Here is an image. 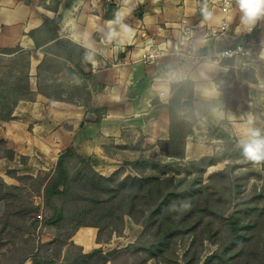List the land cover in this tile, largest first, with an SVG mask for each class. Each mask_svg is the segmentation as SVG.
I'll return each mask as SVG.
<instances>
[{"label": "crops", "instance_id": "0c3cea01", "mask_svg": "<svg viewBox=\"0 0 264 264\" xmlns=\"http://www.w3.org/2000/svg\"><path fill=\"white\" fill-rule=\"evenodd\" d=\"M212 1L218 4H212ZM227 5L224 6L223 0H129L127 4L124 0H0V23L5 26L0 34V46H21L30 52L34 91H37V68L44 59V52L42 48L38 49L29 34L42 26L43 15L50 18L61 16V37L83 47L87 54L93 56V72L88 80L92 93L90 102L77 105L37 93L35 101H19L13 117L30 119L35 126L55 125L57 130L48 134L49 138L60 140L64 137L65 150L74 147L80 155L92 160L93 166L96 161L103 164V171L113 173L117 168L111 170V163L117 162L119 154H110L107 145H114L118 151L123 148L121 145H126L127 149L128 142L122 138L124 129L128 133L145 136L142 146L144 157H149L147 153L151 151L160 152L157 143L170 137L168 105L173 97L172 86L188 80L193 85L191 108L195 111L198 124L220 128L239 139L236 126L243 123L249 114L256 116L255 110H258L257 128L260 126L258 121L264 119V67L263 70H256L253 79L245 78V68L237 56L221 64L211 63L216 69L210 72L204 66L208 62L199 64L173 47L178 42L180 23L187 20L195 27L192 43L200 52L204 48L208 49V53L212 52L216 41L211 33L220 32L223 33L221 36H229L233 43L245 39L264 63V18L258 19L252 26H245L241 23L242 14L236 0H227ZM121 10L125 11L123 19L110 24ZM21 13L25 17L18 21L23 23H10L9 19L17 21ZM108 13L110 17H107ZM206 13H210V17ZM257 26L260 29L257 38L246 39ZM18 28H21L20 37L14 42H7L6 34ZM110 32L117 35L110 38ZM143 33L158 42L170 40L169 54L155 62L139 59L147 44ZM44 100L51 104L41 105L39 117L30 107L44 104ZM23 103L29 108L23 107L27 113L21 114L19 107ZM104 107L108 108L106 113L102 111ZM194 132H197L196 127ZM214 141H217L216 137L211 140ZM131 149L129 145L128 150ZM40 151L47 156V150L41 148ZM208 156L210 154L200 157ZM81 230L83 233L79 242L76 237ZM97 234L96 228L82 227L72 240L88 253L95 249Z\"/></svg>", "mask_w": 264, "mask_h": 264}, {"label": "trees", "instance_id": "16d2710c", "mask_svg": "<svg viewBox=\"0 0 264 264\" xmlns=\"http://www.w3.org/2000/svg\"><path fill=\"white\" fill-rule=\"evenodd\" d=\"M107 17H110L109 13ZM59 19L61 16L50 18L43 15L42 26L29 34L38 49L42 48L44 52V59L37 68V91L33 90L31 83L30 52L21 46L0 48V56L18 57L10 64L0 67V119L5 121L12 119L19 101H35L37 93L52 100L66 101L62 94L52 91L50 87L48 90L44 86L43 71L47 70L48 61V51L45 48L48 46L71 50L68 54L61 52L59 55L70 61L87 82L85 86L88 89V102H90L92 93L89 90L88 80L92 75L93 65L90 60L85 59L88 54L83 47L61 37ZM42 31L49 33V38L44 43H40L34 34ZM259 31L257 26L251 34L246 36V39H256ZM207 50L204 48L201 52L208 54ZM82 64L88 67L89 72L83 69ZM176 86H172L173 90ZM187 105L193 106V96H190ZM168 107L170 138L162 141V144H169V148L163 145L160 147L170 158L185 159L186 139L192 133L193 126L188 120L180 117L179 110L182 104L174 97L170 100ZM107 109L104 107L103 113H106ZM94 111L99 113L98 110ZM176 119L178 120L175 123ZM176 130L186 131L182 143L177 141L179 136ZM10 153L12 150L7 147L5 141H0V155L7 156ZM224 159L206 157L196 161L195 165L199 166L200 175L195 181L198 187L192 185L191 188L182 190L176 176L147 175L143 172L140 176L121 177L118 171L111 176H104L96 171L92 160L80 155L74 147H70L59 155L54 173L41 183L44 209L52 212L50 216L45 215L42 219L39 216L40 205L21 195L23 192L21 188L9 186L0 178V202L7 201L11 207L15 208L17 201L15 197H19L20 192V196L30 202L31 209L35 213L30 219L31 230L27 232H22L24 226L21 222L18 223L20 219L18 215L25 214L22 210L8 215L16 217L17 223L12 224L9 218L3 221L5 227H9L7 233L14 243L15 240L23 239L22 242L30 244L25 252L17 251L21 254L20 258L12 255V260L17 261L16 264H25L28 259H31L34 264H107L110 259L102 249L85 253L72 238L82 227L97 228L101 233L102 230L114 226L129 215L137 223L145 222L149 230L153 231L155 240L151 245L152 253L159 250L161 254L167 255L171 245L175 243L174 239L191 237L192 245L204 239L214 241L218 246V249L208 256L203 264H209L214 260H218L219 264H234L235 259H246V264H251L254 260L257 264H264V252L250 253L245 250V247L253 244L255 240V234H250L251 231L258 229L259 232L264 224V212L259 208L263 194L254 190L247 196L249 198L244 197V191L239 186L235 187L236 180L243 176H236L227 169L217 172L206 184L201 179L209 167L217 165ZM151 164H153L151 160H140L132 163V167L138 170L142 165ZM219 179L223 181L219 182ZM174 201H187L191 204V208L183 213H170L168 207ZM231 209L234 211L227 217ZM244 219H248V224H244ZM40 224L60 230L72 225L67 237L63 238L59 234L55 237L56 241L50 245L54 249L55 258L38 254L39 248L44 247L35 236ZM76 248H80V251L75 252ZM230 249L234 250L233 254H228ZM63 250H66L67 255L61 260L60 254ZM154 253V256L157 255L156 252ZM200 262L201 257L197 252L187 260V264Z\"/></svg>", "mask_w": 264, "mask_h": 264}, {"label": "rangeland", "instance_id": "374dc122", "mask_svg": "<svg viewBox=\"0 0 264 264\" xmlns=\"http://www.w3.org/2000/svg\"><path fill=\"white\" fill-rule=\"evenodd\" d=\"M19 1L24 2L27 0ZM40 1L42 2L43 0ZM29 5H31L30 2ZM229 7L232 6L229 4ZM23 14L24 13L18 15L17 21L13 18L9 19L10 23H23V21H18V19L25 17ZM8 24L7 26H9ZM4 29V24L0 23V34L3 33ZM20 30L21 28H18L15 32L7 33L6 37L8 38H5V40L7 42L16 41L21 35ZM34 34L40 43L46 42L49 38V33L47 31L36 32ZM238 45L244 47V54H238L239 63L245 68L244 75H242L245 78L253 79V74L256 73L257 69L263 70L264 63L254 54V50L247 45L245 39L240 40L239 43L235 42L233 45H230V47ZM0 48L6 47L0 46ZM45 50L48 51V61L46 64L47 70L43 71L45 77L44 86H46L48 90H50V87L52 91L55 90L60 95L62 94L66 101H71L77 105L87 103L89 98L88 89L85 86L87 82L82 78V75L77 72L76 67L70 61L59 55L61 52L68 54L71 50L57 48L55 46H48ZM66 50L68 51L66 52ZM235 58L236 57L227 59ZM14 59H18V57L0 56V67L10 64ZM200 63L201 62H199V64ZM244 63L250 64L245 65ZM204 66L210 72L216 69L211 62H208V64L206 63ZM34 84L35 82H33V86ZM176 85L172 94L173 97L182 104L179 110L180 117L188 120L193 126L192 133L186 139L185 159L170 158L160 147V145H163L169 148V144L164 145L162 141L157 143L160 152L151 151L147 153L149 157H144L142 146L145 136L139 133H128L127 129H124L122 138H125L128 142L127 149H125L126 145H121L123 148L119 151L115 149L114 145H107V151L110 154L114 153L116 155V152L119 154V157L116 158L117 162L111 163L113 167L110 169L113 170L117 168L116 171H118L121 177L140 176V173L143 172H146L147 175L176 176L178 183L182 186V190H186L191 188L192 185L198 187V183H195V181L200 176L199 166H196L195 162L206 158L200 156L210 154V158H225L217 165L209 167L207 172L202 175V181L205 184L208 183L213 175L224 169L229 170L236 176L241 175L243 177L236 180L235 187L239 186L241 190L244 191V197L249 196L254 190L258 193H262L263 199L259 202V208L264 212V163H253L244 157L238 143L239 139L236 136H231L220 130V128H210L204 124H198L194 109L187 105L190 96L194 95L193 85L188 80L177 82ZM43 102L44 104L32 105L30 107L33 113L39 117L41 116V105L45 106L51 104L46 100ZM23 107L26 108L28 105L26 103L20 104L19 112L21 114L27 113V110ZM51 109L54 110L55 108ZM55 113H57L56 110ZM255 113L256 116L260 118L258 110H255ZM36 119L39 120L38 118ZM177 120L178 119L175 120V123ZM258 125H260L258 128L264 131V119L263 121H258ZM195 127L197 128V132H194ZM56 130L57 127L55 125L48 126L43 124L35 126L30 119H23L19 116L13 117L8 121L0 119V141H5L7 147L12 150V153L7 156L0 155V178L9 186H18L21 188L23 191L21 195H25L30 201L38 206L40 205L41 210L39 216L41 219L45 215L50 216L52 214V212L45 211L44 209L41 183L54 173L58 161L56 157L58 154L60 155V151H65L64 148L66 146V139L64 137L60 140H52L48 137V134ZM185 132L176 130V134L179 136L177 141L183 142L182 140ZM214 137L217 138V141L211 142ZM129 145L132 146L131 150H128ZM147 145H149V143H147ZM1 147L3 148V146ZM41 148L47 150V156L40 151ZM168 151L172 152L170 150ZM140 160H151L153 164L142 165L138 170H135L132 167V163ZM102 165L103 164H99L96 161L94 162L95 169L100 174L111 176L114 173L103 171L101 169ZM219 180V182L223 181L222 179ZM15 200H17L15 202V208L14 206L11 207L7 201L0 202V264H16L17 261L12 260V255L20 258L21 254H18L17 251L25 252L30 246V244L22 242L23 239L15 240L14 243V240L11 239L10 235L7 233L9 227L6 228L3 222L4 219L7 220L9 218L12 224L17 223L16 217H9L8 215L22 210L25 214L18 215L20 218L18 223L21 222L24 226L21 231L27 232L31 230L30 219L34 217L35 213L31 209L30 202L23 199L20 196V192L19 197H15ZM233 211L234 210L231 209L227 217L230 216ZM144 219H146V217ZM244 220V224H248V219ZM71 228L72 225H68L60 230L56 227H45L40 224L36 229L35 236L44 247L39 248L38 254L40 256L50 255L52 258H55L54 249L50 245L56 241L55 237L59 234H61L63 238L67 237ZM88 232L89 235H91V231ZM82 233L83 230L79 231L76 237L79 242H81L79 238ZM152 233L153 231L149 230L145 222L137 223L132 217L126 215L122 221H118L112 227H107L102 230L101 233L98 230L94 250L102 249L104 251L106 256L110 259L107 264H187V260L196 252L201 257V262L198 264H203L206 258L218 249L214 241L200 239L201 241H197L192 245L191 237H186L181 240L177 238L174 239L175 243L171 245L167 255L161 254V252L157 250L154 251L157 253V255H155L157 257H155V253L150 251L151 245L155 240L154 233ZM250 234H255V240L253 244H248L245 247L246 252H264V224L260 227L259 232L258 229L257 231L252 230ZM94 250L88 253H92ZM74 251H80V248H76ZM233 253V249L228 251V254ZM65 255H67L66 250H63L62 254H60L61 260L65 259ZM245 260L246 259H235L233 263L246 264ZM25 264H34V262L28 259ZM209 264H219V262L218 260H214ZM251 264H257V261H251Z\"/></svg>", "mask_w": 264, "mask_h": 264}, {"label": "clouds", "instance_id": "9594fccd", "mask_svg": "<svg viewBox=\"0 0 264 264\" xmlns=\"http://www.w3.org/2000/svg\"><path fill=\"white\" fill-rule=\"evenodd\" d=\"M125 4L129 3V0H124ZM236 3L241 12V23L245 26H252L260 18H264V0H236ZM131 11V9H127ZM125 11L121 10L116 14L115 21L109 23H119ZM210 17V13H206ZM125 31L127 28L125 27ZM117 35L115 32H110L109 37ZM91 47L90 45H86ZM85 59L93 60L91 53L86 55ZM258 117L251 114L248 115L247 119L237 125V134L239 136V146L242 149L244 157L253 163H264V131L255 126ZM191 208V204L187 201L172 202L168 211L170 213H183Z\"/></svg>", "mask_w": 264, "mask_h": 264}, {"label": "built area", "instance_id": "2783aa9c", "mask_svg": "<svg viewBox=\"0 0 264 264\" xmlns=\"http://www.w3.org/2000/svg\"><path fill=\"white\" fill-rule=\"evenodd\" d=\"M221 1V0H220ZM224 6L228 7L227 0H223ZM212 4H217L216 1H212ZM178 42L173 46L175 51L187 54L189 57L195 59L196 62H211L221 64L224 59L237 57L238 54H244V47H225L221 51L216 50L214 47L213 51L208 54H203L196 49L192 43L194 37L195 27L189 24L187 20H183L180 23ZM220 32H212L211 35L215 41L222 35ZM207 35V34H206ZM146 37V33H143ZM146 46L143 52L140 54L139 59L145 62H155L158 58L166 56L170 52L171 41L165 40L158 42L154 37H146Z\"/></svg>", "mask_w": 264, "mask_h": 264}, {"label": "water", "instance_id": "95a60500", "mask_svg": "<svg viewBox=\"0 0 264 264\" xmlns=\"http://www.w3.org/2000/svg\"><path fill=\"white\" fill-rule=\"evenodd\" d=\"M233 44H234L233 40L229 36H220L216 40L214 47L216 48V50L221 51L223 48L230 47V45H233ZM82 67L86 72H89V69L85 64H82Z\"/></svg>", "mask_w": 264, "mask_h": 264}]
</instances>
